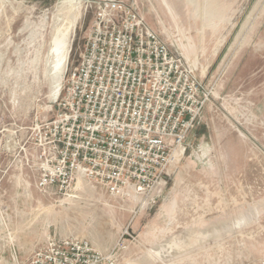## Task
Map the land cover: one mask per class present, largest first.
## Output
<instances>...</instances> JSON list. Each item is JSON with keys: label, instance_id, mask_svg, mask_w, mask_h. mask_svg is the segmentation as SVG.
<instances>
[{"label": "rangeland", "instance_id": "obj_1", "mask_svg": "<svg viewBox=\"0 0 264 264\" xmlns=\"http://www.w3.org/2000/svg\"><path fill=\"white\" fill-rule=\"evenodd\" d=\"M97 1L0 0V264L50 235L116 264H264V0H121L208 90L202 118L148 196L38 189L32 127L52 118Z\"/></svg>", "mask_w": 264, "mask_h": 264}, {"label": "built area", "instance_id": "obj_2", "mask_svg": "<svg viewBox=\"0 0 264 264\" xmlns=\"http://www.w3.org/2000/svg\"><path fill=\"white\" fill-rule=\"evenodd\" d=\"M208 90L183 59L121 0H99L80 59L51 119L31 133L37 187L62 195L79 179L123 196H148L182 154ZM116 251L50 235L27 264H116Z\"/></svg>", "mask_w": 264, "mask_h": 264}, {"label": "bare ground", "instance_id": "obj_3", "mask_svg": "<svg viewBox=\"0 0 264 264\" xmlns=\"http://www.w3.org/2000/svg\"><path fill=\"white\" fill-rule=\"evenodd\" d=\"M60 43V42H59ZM60 47H65V44L64 45H62L61 46V44H60ZM60 47L58 46V54H60V56H62L61 58L64 60V58H65V56L63 55L64 54V51H63V54H62V52L60 51L61 49H60ZM64 49V48H63ZM60 52V53H59ZM65 61H66V58H65ZM63 65V64H62Z\"/></svg>", "mask_w": 264, "mask_h": 264}, {"label": "crops", "instance_id": "obj_4", "mask_svg": "<svg viewBox=\"0 0 264 264\" xmlns=\"http://www.w3.org/2000/svg\"><path fill=\"white\" fill-rule=\"evenodd\" d=\"M126 195V194H125ZM141 195V194H140Z\"/></svg>", "mask_w": 264, "mask_h": 264}]
</instances>
